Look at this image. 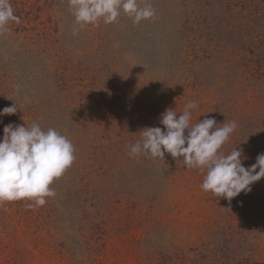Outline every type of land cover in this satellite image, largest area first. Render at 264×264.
<instances>
[{"label":"rangeland","instance_id":"374dc122","mask_svg":"<svg viewBox=\"0 0 264 264\" xmlns=\"http://www.w3.org/2000/svg\"><path fill=\"white\" fill-rule=\"evenodd\" d=\"M156 16L73 35L67 0H11L0 33V138L55 128L76 159L46 204H0V264H264V178L228 201L170 154L131 157L166 109L235 121L222 148L264 153V0H149ZM201 115V116H200ZM33 205L29 207V205Z\"/></svg>","mask_w":264,"mask_h":264},{"label":"clouds","instance_id":"9594fccd","mask_svg":"<svg viewBox=\"0 0 264 264\" xmlns=\"http://www.w3.org/2000/svg\"><path fill=\"white\" fill-rule=\"evenodd\" d=\"M67 4L77 26L73 35L86 25L113 23L121 13L134 24L156 16L149 0H67ZM10 22L19 24L21 20L11 0H0V33L11 31ZM198 107L196 101L188 100L179 116L174 109H166L159 120L163 128L142 129L140 138L129 146V155L164 160L167 153L182 161L186 168L203 173L200 187L204 192L228 201L241 192L247 194L253 183L264 178V153L245 167L242 161L247 157L243 149L233 147L223 152V146L237 128L236 122L219 124L214 117L198 120V116L197 122L191 124L192 110ZM17 109L13 103L0 110V116L13 115ZM74 153L73 143L55 128L44 130L37 122L30 126L5 125L0 138V204L31 200L36 207L45 205L46 197L56 195L50 185L72 165Z\"/></svg>","mask_w":264,"mask_h":264}]
</instances>
